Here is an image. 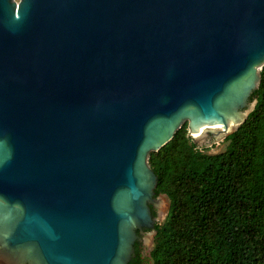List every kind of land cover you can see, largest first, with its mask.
<instances>
[{"label":"water","instance_id":"1","mask_svg":"<svg viewBox=\"0 0 264 264\" xmlns=\"http://www.w3.org/2000/svg\"><path fill=\"white\" fill-rule=\"evenodd\" d=\"M263 65L264 0H0V264H128L149 154L234 132Z\"/></svg>","mask_w":264,"mask_h":264},{"label":"trees","instance_id":"2","mask_svg":"<svg viewBox=\"0 0 264 264\" xmlns=\"http://www.w3.org/2000/svg\"><path fill=\"white\" fill-rule=\"evenodd\" d=\"M259 75L249 97L255 105L223 137L222 151H199L184 122L149 154L155 197L168 200L154 225L152 264H264V65ZM141 263L136 242L128 264Z\"/></svg>","mask_w":264,"mask_h":264},{"label":"rangeland","instance_id":"3","mask_svg":"<svg viewBox=\"0 0 264 264\" xmlns=\"http://www.w3.org/2000/svg\"><path fill=\"white\" fill-rule=\"evenodd\" d=\"M17 1V0H16ZM251 102L246 101L245 105L243 106V109L248 110L250 107ZM245 110V111H246ZM186 122H188L186 120ZM224 137V136H223ZM222 138L216 140L215 142H212L204 147H207L210 153H217L224 149V143H222ZM154 210H155V224H160L165 219L167 212H168V200L165 196L159 195L156 203L154 204ZM153 246V235L149 236H143L141 237V264H152L151 260L149 258V252Z\"/></svg>","mask_w":264,"mask_h":264},{"label":"flooded vegetation","instance_id":"4","mask_svg":"<svg viewBox=\"0 0 264 264\" xmlns=\"http://www.w3.org/2000/svg\"><path fill=\"white\" fill-rule=\"evenodd\" d=\"M149 208H150V213L152 215V210H154V207L151 205V204H148ZM155 211V210H154ZM136 234L138 235V238L137 240L135 241L136 242H140V245H141V237H143V235L141 234V232L139 230L136 229ZM134 243V245H135ZM134 245H133V249H134Z\"/></svg>","mask_w":264,"mask_h":264},{"label":"built area","instance_id":"5","mask_svg":"<svg viewBox=\"0 0 264 264\" xmlns=\"http://www.w3.org/2000/svg\"><path fill=\"white\" fill-rule=\"evenodd\" d=\"M203 148H207V147H197V149H198L199 151H201Z\"/></svg>","mask_w":264,"mask_h":264},{"label":"bare ground","instance_id":"6","mask_svg":"<svg viewBox=\"0 0 264 264\" xmlns=\"http://www.w3.org/2000/svg\"><path fill=\"white\" fill-rule=\"evenodd\" d=\"M257 69V68H256Z\"/></svg>","mask_w":264,"mask_h":264}]
</instances>
